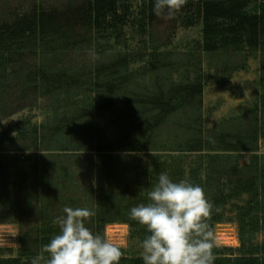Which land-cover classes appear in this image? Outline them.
Masks as SVG:
<instances>
[{
    "label": "rangeland",
    "instance_id": "obj_1",
    "mask_svg": "<svg viewBox=\"0 0 264 264\" xmlns=\"http://www.w3.org/2000/svg\"><path fill=\"white\" fill-rule=\"evenodd\" d=\"M82 1L0 0V23L9 21L11 14L30 12L34 6L45 10L59 9L66 4L78 5ZM187 1L196 4L195 0ZM127 4V24L121 29L119 41H108L110 50L104 47L98 51L79 48L80 50L67 53L63 59L55 58L59 60L55 68L68 67L85 73L95 65L114 62L118 73L124 70L125 75L132 77L135 85L130 84L135 87L130 91L139 95L145 91L157 92L161 88L167 90L182 83L184 85L188 83L185 82L188 79L193 82L195 74L200 75L203 77L199 97L202 131H219L225 124L229 125L243 118L250 108L257 107L261 127L255 151L228 153V156L232 155L238 168L249 166L254 158L260 161L264 157V116L261 114L264 108L260 100L262 88L258 81L261 52L248 55L234 51L219 54L195 51L194 55L191 50L194 51L196 45L202 43L201 26L198 20L192 27H185L184 22V19L196 20L193 11L176 14L172 19L157 17L151 25L143 26L142 14L147 0H127ZM157 48V53L164 54L171 64L175 63L173 68L149 72V56ZM186 53L192 54L194 58L186 56L183 62V55ZM120 55L127 57L130 62H136L129 64L128 69H121L120 66L117 67L116 60ZM35 60L25 58L16 69H9L0 77V252L4 258L18 256L25 246L31 247V250L38 248L40 253L42 247L37 244L33 246L38 227L48 218L63 215L64 207L84 205L85 203L76 201L86 195L90 188L96 189L99 166L97 148L105 147L106 142L119 141L123 134L136 130L133 123L116 122V116L125 113L122 108L116 109L114 114L94 112L83 121L71 123L76 105L78 110L85 111L86 106L83 107L82 102L86 99L69 102L70 99L61 93L40 89L33 95L29 91H23L21 84L29 67L36 63ZM234 68L235 72L230 71ZM192 72L193 74H189ZM123 77V73L117 76ZM122 90L121 88L120 91ZM117 98V101H122L125 95L120 92ZM185 112L183 109L175 111L166 124L156 130L152 152L119 150L107 153V156L118 159L119 162H130L138 168H147L151 156H159L163 161L182 156V171L185 173L184 179H187L192 166L195 163L200 165L197 160L200 153L172 151L188 139L186 128L181 122ZM61 123L71 125H67L63 132L53 133V127ZM237 125H232L229 130L236 131L235 129H239ZM100 129L104 132L97 136ZM17 131L20 132L17 134ZM35 132L46 135L41 148H33ZM42 148L49 151H43ZM180 160L182 161L181 157ZM110 162L111 160H107L103 163ZM177 164V161L171 163L175 166ZM122 165L115 172L120 173ZM210 166H206V171ZM206 171L201 173L202 179ZM252 198V193L241 194L220 209L223 220L215 224L213 230L216 247L225 249L221 253L227 257L234 259L240 254L242 247L238 217L242 214L247 215L248 221L244 235L245 249L253 251L264 246V210L247 211ZM103 236L121 247L123 257L140 256L142 241L131 236L128 225H106Z\"/></svg>",
    "mask_w": 264,
    "mask_h": 264
},
{
    "label": "trees",
    "instance_id": "obj_2",
    "mask_svg": "<svg viewBox=\"0 0 264 264\" xmlns=\"http://www.w3.org/2000/svg\"><path fill=\"white\" fill-rule=\"evenodd\" d=\"M195 1V5L187 1L176 13L193 11L196 20L184 19L185 27L194 26L197 20L201 26L202 43L196 45V49L191 52L219 54L234 51L249 55L260 51L262 57L258 81L262 88L260 100L264 108V0ZM153 8L154 0H147L142 14L143 26H149L157 19ZM128 15L127 0H83L78 5L66 4L59 9L45 10L40 6H34L30 12L22 15L11 14L9 21L0 23V77L9 69H16L23 59L34 58L36 63L26 72V78L21 84L22 90L33 95L40 89L65 94L70 99L69 102L86 99L81 101L82 106H86V112L78 110L76 105L71 123L83 121L94 112L114 114L116 109L122 108L125 113L117 115L116 122L134 124L135 131L123 134L119 141L106 142L105 147L97 148L99 152L97 159L101 162L98 161L97 166L96 189L90 188L86 195L76 201L85 203L80 207H87L95 212V216L90 218L86 226L94 233L103 235L106 225L123 223L129 226L132 237L143 241L149 233L144 226L130 219V210L148 202L147 192L158 182L161 173H167L174 182L186 180L203 188L206 198L214 206L209 220L212 228L223 220L220 209L241 194L253 195L247 211L264 210V157L260 161L254 158L249 166L238 168L232 155L228 156V153L255 151L261 127L257 107L250 108L243 118L229 125L225 124L219 131L203 132L199 99L203 77L200 75L195 74L193 82L186 77L187 84L179 83L180 85L171 87L167 89L168 91L161 88L157 92L145 91L139 95L135 91H130L135 87L131 85L134 84L132 77L125 75L124 70L118 73L114 62L95 65L85 73L70 70L68 67L55 68V64L63 56L80 50L79 48L98 51L104 47L110 50L108 41L121 39V29L127 24ZM157 50L158 48L154 49L149 56V72L173 68L175 63L171 64L166 56L157 53ZM183 56V62L186 56L194 58L190 53ZM116 60L117 67L120 66L121 69H128L129 64L136 62H130L127 57L121 55ZM183 67L186 68L185 65ZM230 71L235 72L236 68ZM121 73L125 77L117 78ZM120 92L125 95V99L117 101L119 100L117 94ZM85 96L88 98H84ZM179 109L186 111L181 122L186 128L188 139L172 151L200 153L197 158L200 165L195 163L192 166L187 179H184L185 173L182 171V156L172 157L166 161L159 156H151L147 168H138L130 162H119L118 159L107 156V153L119 150L152 152L156 138L154 133ZM261 114L264 116V109ZM233 123L238 124L239 129H235L236 131L229 130ZM65 124H56L51 131L63 132L68 127ZM18 132L20 131H17V134ZM103 132L102 129L98 130L97 136ZM38 133H34L32 140L34 149L41 148L42 142L46 139L45 133H41L42 135ZM251 145L252 147H249ZM107 160L111 162L103 163ZM173 161L178 162L177 166L171 165ZM121 164L123 165L120 173L115 172ZM208 165L211 166L206 171ZM204 171L206 175L202 179L200 175ZM246 216L242 214L238 217L242 247L239 256L234 259L227 257L221 253L225 249L215 247L214 264H264V246L253 251H247L248 249L244 247V235L248 226ZM54 218L46 219L45 223L38 227L33 246L40 245L42 247L40 253L38 248L31 250V247L26 246L14 258H4L0 252V264H31L32 258L42 254L44 245L59 232L58 226L53 224ZM44 255L47 257V254ZM119 264H143V260L141 256H122Z\"/></svg>",
    "mask_w": 264,
    "mask_h": 264
},
{
    "label": "clouds",
    "instance_id": "obj_3",
    "mask_svg": "<svg viewBox=\"0 0 264 264\" xmlns=\"http://www.w3.org/2000/svg\"><path fill=\"white\" fill-rule=\"evenodd\" d=\"M186 3L154 0L153 12L172 19ZM147 200L130 210V219L149 233L140 245L143 264H214L217 241L209 223L214 206L201 186L186 180L174 182L161 173L147 192ZM63 213L53 220L59 232L31 264H119L124 255L121 247L86 226L94 211L64 207Z\"/></svg>",
    "mask_w": 264,
    "mask_h": 264
}]
</instances>
